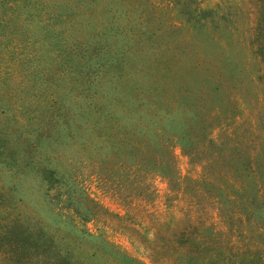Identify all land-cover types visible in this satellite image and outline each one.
I'll use <instances>...</instances> for the list:
<instances>
[{
	"label": "rangeland",
	"instance_id": "rangeland-1",
	"mask_svg": "<svg viewBox=\"0 0 264 264\" xmlns=\"http://www.w3.org/2000/svg\"><path fill=\"white\" fill-rule=\"evenodd\" d=\"M0 264H264V0H0Z\"/></svg>",
	"mask_w": 264,
	"mask_h": 264
}]
</instances>
